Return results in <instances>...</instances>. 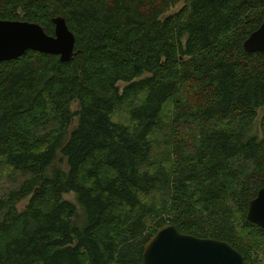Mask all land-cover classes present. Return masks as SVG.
Here are the masks:
<instances>
[{
	"label": "trees",
	"instance_id": "trees-1",
	"mask_svg": "<svg viewBox=\"0 0 264 264\" xmlns=\"http://www.w3.org/2000/svg\"><path fill=\"white\" fill-rule=\"evenodd\" d=\"M56 17L73 61L0 65V264H145L167 225L264 264L247 218L264 188V53L243 47L264 0H0V21L53 36Z\"/></svg>",
	"mask_w": 264,
	"mask_h": 264
},
{
	"label": "water",
	"instance_id": "water-1",
	"mask_svg": "<svg viewBox=\"0 0 264 264\" xmlns=\"http://www.w3.org/2000/svg\"><path fill=\"white\" fill-rule=\"evenodd\" d=\"M55 33L23 21H0V65L18 60L28 52L59 56L69 63L77 56V40L64 17L53 19ZM247 54L264 53V21L244 42ZM247 218L264 230V188L249 204ZM145 264H245L231 245L216 239H202L180 233L176 227L160 228L144 248Z\"/></svg>",
	"mask_w": 264,
	"mask_h": 264
},
{
	"label": "rangeland",
	"instance_id": "rangeland-1",
	"mask_svg": "<svg viewBox=\"0 0 264 264\" xmlns=\"http://www.w3.org/2000/svg\"><path fill=\"white\" fill-rule=\"evenodd\" d=\"M182 7H183V3H181L180 5H178V6H176L175 8H173V9H172L167 15H171V14L177 13L178 11L181 10ZM144 77H146V76H144ZM144 77H143V78H144ZM125 86H126L125 84H120V88H121V90H122ZM78 109H79V108H78V105L75 104V105L73 106V111H77ZM118 116H119V118H120L121 121L125 118L124 115H121V114H119ZM263 117H264V108H261V109L259 110V112H258L257 123L253 126V129H252V132H253V133H254V132H258V131H259L258 133H260V131H261L260 123L262 122V118H263ZM76 125H77V124H76ZM260 137H262V134H261V133H260ZM58 158H59V159H58V162L55 164V168H58V169H61V168L66 169V167H65V161L62 160V156L59 155ZM65 199L68 200V201H70V202H72V203H76V199H75V196H74V195H67V196H65ZM27 204H28V200L25 201V202H23V203L19 206V209H20L21 211H23V210L25 209V207L27 206ZM84 221H85L84 214H83V212H82L81 210H79V217H78L76 223H77V225L82 226V225L84 224Z\"/></svg>",
	"mask_w": 264,
	"mask_h": 264
}]
</instances>
